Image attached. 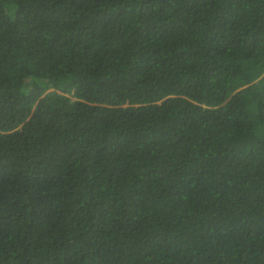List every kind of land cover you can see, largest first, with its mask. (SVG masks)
<instances>
[{"label": "trees", "instance_id": "trees-1", "mask_svg": "<svg viewBox=\"0 0 264 264\" xmlns=\"http://www.w3.org/2000/svg\"><path fill=\"white\" fill-rule=\"evenodd\" d=\"M0 264H264V0H0Z\"/></svg>", "mask_w": 264, "mask_h": 264}]
</instances>
